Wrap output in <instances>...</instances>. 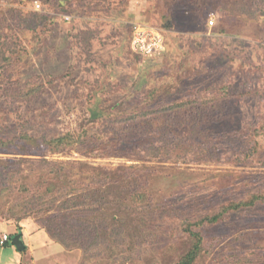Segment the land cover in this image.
<instances>
[{"label": "rangeland", "instance_id": "obj_1", "mask_svg": "<svg viewBox=\"0 0 264 264\" xmlns=\"http://www.w3.org/2000/svg\"><path fill=\"white\" fill-rule=\"evenodd\" d=\"M59 1L65 10L54 1L0 0V33L11 45L0 38V239L10 235L0 242V264H177L193 242L187 222L264 191V16L234 13V0ZM35 2L44 25L8 18ZM138 27L158 32L162 49L136 53ZM175 103L183 106L128 121L121 135L109 124ZM157 126L167 128L166 145ZM64 133L86 135L98 148L53 152L42 142ZM45 160L134 176L140 203L125 201L128 234L66 247L40 223L55 210L23 215L18 188L41 179L51 167ZM15 216L24 218L20 256ZM197 228L203 251L192 264H264V203Z\"/></svg>", "mask_w": 264, "mask_h": 264}, {"label": "trees", "instance_id": "obj_2", "mask_svg": "<svg viewBox=\"0 0 264 264\" xmlns=\"http://www.w3.org/2000/svg\"><path fill=\"white\" fill-rule=\"evenodd\" d=\"M47 1H54L59 10L66 9V6L62 5L59 0ZM231 2L232 0H226V4ZM233 4L234 5L231 4V7H227V9H231L234 13L241 15L245 14L251 18L255 17L257 14L264 16V0H234ZM10 15L12 18H15L19 26L29 29H35L40 25H44L48 19L44 12L36 10L25 11L14 8L8 18ZM1 37H3L2 43L4 47L10 50L11 45L6 43V36H2V33H0V38ZM3 51L4 50L0 48V57L6 60ZM182 106V104L175 103L173 105H164L154 109H140L139 111H133L131 114L116 115L115 119L109 120V124L112 127L111 129L117 132L116 135H121L125 130H129L133 126L132 124L130 127L128 121L135 122L140 118L147 117L144 115L151 116L150 118L153 119L154 116H159L163 112H172ZM157 128L161 131L159 132V136H157L158 140L166 145L168 143L165 141L167 140L165 138V130L167 128L161 126H157ZM30 139L34 142L37 141V139L32 137H30ZM45 140L46 139H42L43 144L48 146L53 152H60L74 147L84 154H92L94 150L98 148V143L94 141L89 142L86 135L73 136L71 133H64L48 138L47 141ZM39 143L40 141L38 140L35 144ZM150 149L154 157L161 156V148H159V146L154 145L153 147L151 146ZM97 154H100V152L97 151ZM44 164L46 166L50 165L51 167H46V172L45 170L43 171L44 175L41 179L34 181L36 186H34L33 181H30L31 183L27 185L26 182L20 180L22 184L19 186L18 190H21L24 195L22 198H19L16 207H26L23 215L55 210V214L40 216V223L43 228L47 230L52 239L66 247L75 245H81L83 247L99 239H107V235L113 237L116 243L118 239L122 237L123 233L128 234L126 231L128 228L126 215L130 213V207L132 206L128 205L125 201L128 197L134 196L137 203H140L138 202L140 201V192H136L131 188L135 180L134 176L127 172L123 175L111 174L113 171L110 173L97 167H91V171H74L79 169L81 166L80 164L88 168V164L84 162H80L76 168L75 162L63 164L61 162L45 160ZM10 178L12 181L22 179L29 182L25 176L17 178L12 174ZM79 180L82 184L78 183ZM263 203L264 191H261L252 194L251 197L246 200H236L226 205L224 204L217 212L206 215L197 221L187 222L185 224V230L193 239V242L190 249L183 254L177 264H192L203 251L201 234L198 230L193 229V226L197 228L204 223H216L228 212L254 207L257 204ZM138 206L139 205L135 207ZM22 219L24 218L21 216H15L14 221L16 222L17 232L13 235L20 232L18 223ZM87 249L88 247H86V250ZM263 254L264 253H261V255ZM262 258L263 256L258 259ZM235 262H238V260H235ZM245 262L251 264V260L249 262L246 259ZM244 263L243 261H239V264Z\"/></svg>", "mask_w": 264, "mask_h": 264}, {"label": "built area", "instance_id": "obj_3", "mask_svg": "<svg viewBox=\"0 0 264 264\" xmlns=\"http://www.w3.org/2000/svg\"><path fill=\"white\" fill-rule=\"evenodd\" d=\"M33 9L40 10V4L38 2H35ZM211 24H213L212 21H210ZM161 35L155 31L149 32L142 27H138L135 29L134 37L137 40H134L135 47H133L134 51L138 53L139 55L146 54L145 56H152L156 52L162 49V39L160 37ZM141 37H144V39H140ZM144 41L143 45H140V42ZM156 47L159 49H156ZM9 239L8 235H3L1 237L0 242L7 241Z\"/></svg>", "mask_w": 264, "mask_h": 264}, {"label": "water", "instance_id": "obj_4", "mask_svg": "<svg viewBox=\"0 0 264 264\" xmlns=\"http://www.w3.org/2000/svg\"><path fill=\"white\" fill-rule=\"evenodd\" d=\"M12 242L17 250H21L24 247L21 235L19 233L14 235Z\"/></svg>", "mask_w": 264, "mask_h": 264}, {"label": "crops", "instance_id": "obj_5", "mask_svg": "<svg viewBox=\"0 0 264 264\" xmlns=\"http://www.w3.org/2000/svg\"><path fill=\"white\" fill-rule=\"evenodd\" d=\"M12 232H13V231H12ZM10 233H11V232H10ZM12 234H14V233H12ZM12 234H11V235H12ZM9 238H10V235H9ZM6 244H7V243H6ZM15 249H16V248H15ZM19 252H20V251L16 249L15 254H16V255L18 254V256H20ZM20 262H21L20 260H19V261L15 260V263L20 264Z\"/></svg>", "mask_w": 264, "mask_h": 264}]
</instances>
